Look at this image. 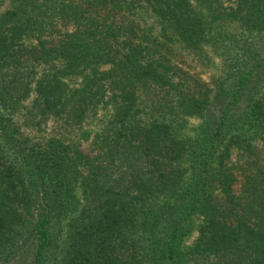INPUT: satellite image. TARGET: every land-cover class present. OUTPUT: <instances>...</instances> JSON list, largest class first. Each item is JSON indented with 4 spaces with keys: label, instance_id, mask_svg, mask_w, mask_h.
Here are the masks:
<instances>
[{
    "label": "trees",
    "instance_id": "obj_1",
    "mask_svg": "<svg viewBox=\"0 0 264 264\" xmlns=\"http://www.w3.org/2000/svg\"><path fill=\"white\" fill-rule=\"evenodd\" d=\"M0 264H264V0H0Z\"/></svg>",
    "mask_w": 264,
    "mask_h": 264
},
{
    "label": "rangeland",
    "instance_id": "obj_2",
    "mask_svg": "<svg viewBox=\"0 0 264 264\" xmlns=\"http://www.w3.org/2000/svg\"><path fill=\"white\" fill-rule=\"evenodd\" d=\"M230 4L232 3L231 1L229 2ZM211 57V63L210 64H208L207 66H203L202 67V69H200L201 70V77H202V79L206 82V83H208V84H211L212 83V80L214 79V77H215V75H216V67H215V65H214V63H215V60H217V59H215V57L214 56H210ZM199 69V68H198ZM81 148H82V150L84 151V152H88L89 151V142H87V141H84L83 143H82V145H81ZM237 187H238V184H237V186L235 185V189H237ZM195 237V234L194 235H190L188 238H187V240L185 241L186 242V244H189L192 240H193V238Z\"/></svg>",
    "mask_w": 264,
    "mask_h": 264
}]
</instances>
